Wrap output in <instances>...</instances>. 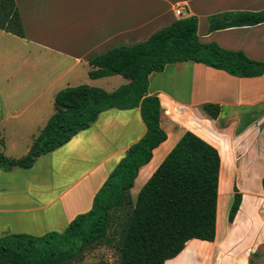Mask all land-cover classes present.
Segmentation results:
<instances>
[{"label": "crops", "instance_id": "obj_1", "mask_svg": "<svg viewBox=\"0 0 264 264\" xmlns=\"http://www.w3.org/2000/svg\"><path fill=\"white\" fill-rule=\"evenodd\" d=\"M16 4L24 38L0 30V38L12 44L7 59L14 61L13 68L5 72V81L0 82V142L6 150L12 131L7 124L15 121L22 137L29 138L24 143V157L55 114V98L60 91L89 85L113 93L130 83L122 76L92 79L93 58L146 42L181 19H198L202 44H216L264 63V23L210 30L211 17L261 12L264 0H17ZM177 8L182 9L181 17L175 15ZM148 93L160 99L161 125L168 139L140 169L131 189L134 202L187 132L219 151V193L230 173L229 162L236 170L241 160L248 170L245 180L256 186L264 184V75L241 78L201 63L169 64L163 72L150 75ZM207 104L220 106L217 118L205 110ZM146 132L140 108H111L64 146L38 157L32 168H0V238L63 233L73 220L93 209L107 179ZM262 194L263 188L255 194L243 192L242 205L227 233L218 210L216 240H192L178 257L165 264L181 262L193 244L196 250L198 245L209 248L219 257L218 264H249V253L234 251L259 229L255 207ZM247 198L248 213L243 209Z\"/></svg>", "mask_w": 264, "mask_h": 264}, {"label": "trees", "instance_id": "obj_2", "mask_svg": "<svg viewBox=\"0 0 264 264\" xmlns=\"http://www.w3.org/2000/svg\"><path fill=\"white\" fill-rule=\"evenodd\" d=\"M17 0H0V30L24 38ZM264 23L261 12L223 13L210 18L211 32ZM201 63L241 78L264 75V63L249 60L242 52H228L216 44H202L198 19L188 17L157 32L133 47H120L93 58L92 79L122 76L130 83L113 93L81 85L60 91L55 114L20 159L0 151V168L30 169L38 157L64 146L79 132L90 128L100 114L111 108H140L147 128L144 137L126 153L99 191L93 209L73 220L63 232L41 237L13 234L0 238V264H69L102 243L109 244L115 213L125 211L118 264H165L178 257L192 240L214 242L217 235L221 156L204 139L187 132L140 191L131 196L139 171L150 163L153 152L167 139L161 125L160 99L148 93L149 77L167 65ZM212 118L220 106L207 104ZM243 195L234 185L228 221L232 225Z\"/></svg>", "mask_w": 264, "mask_h": 264}, {"label": "rangeland", "instance_id": "obj_3", "mask_svg": "<svg viewBox=\"0 0 264 264\" xmlns=\"http://www.w3.org/2000/svg\"><path fill=\"white\" fill-rule=\"evenodd\" d=\"M11 47L12 44L8 41V39H3V37L0 38V62L1 61L5 62L3 65H1L0 63V82L5 81L6 78L5 72H7L6 70L10 71L14 66L13 59L11 58L7 59V54L12 52ZM8 60H11V62ZM21 121L23 122L24 120ZM15 123H16L15 121L11 120L7 124L12 131L10 132V137L7 138L8 147L6 150L2 149V146H4L3 141L0 142V151L4 153L6 157L14 158V159L19 158L17 156L24 157L23 154H24V150L26 149L24 143L27 144V142L29 141V138L24 139V137H22L21 132L15 128ZM22 133L24 135V127ZM239 161H240L239 168H237L236 170L234 169V166L232 167L230 165L229 162L230 173L229 176L226 175L227 180H225L227 186L230 185L232 187L231 194L226 196L225 198V204L221 219V223L223 224L224 231L226 233L232 228V225L228 221V215L234 200V185L238 184L239 192L242 194L243 192L248 194H255L258 192V190L260 191L261 188H263L264 191V184H262V186L260 185L256 186L253 182L245 180L247 177L246 175L248 173V170H244V162H241V160ZM234 174L237 175L236 182H234ZM248 202L249 199L247 198L245 200V204L243 207V209L246 212L249 206ZM226 205L228 207H226ZM255 209H257L256 216L259 220V229L256 230L254 233L248 235L247 240H245L242 244L237 245L236 246L237 251L234 252L238 253L239 251H243V252L245 251V253H249L248 255L249 264H264V195L263 194L261 196V199L256 203ZM124 218H125V211L120 210L115 213V217L113 218L112 225L110 226L109 229V237L112 238L111 243L109 244L102 243L93 249L86 250L84 254H82L81 256H79L69 264H118L119 253L117 251V244L120 240V234H121L122 223L124 221ZM225 235L222 236L223 238L220 239V242H222L225 239ZM199 243H203V242H199ZM190 248L191 249L186 254V257L183 260H181V262L175 264H218L219 263V257L213 255L211 250H209V248H207L206 246L200 248L198 245L196 250L193 244Z\"/></svg>", "mask_w": 264, "mask_h": 264}, {"label": "bare ground", "instance_id": "obj_4", "mask_svg": "<svg viewBox=\"0 0 264 264\" xmlns=\"http://www.w3.org/2000/svg\"><path fill=\"white\" fill-rule=\"evenodd\" d=\"M229 192H230V187L227 186V184L223 181L222 186H221V191L219 193V213L221 216L223 214L225 198H226V196L230 195ZM228 199H230V198H228Z\"/></svg>", "mask_w": 264, "mask_h": 264}, {"label": "built area", "instance_id": "obj_5", "mask_svg": "<svg viewBox=\"0 0 264 264\" xmlns=\"http://www.w3.org/2000/svg\"><path fill=\"white\" fill-rule=\"evenodd\" d=\"M175 15H176L177 17H181V16H182V9H181V8H177V9L175 10Z\"/></svg>", "mask_w": 264, "mask_h": 264}]
</instances>
